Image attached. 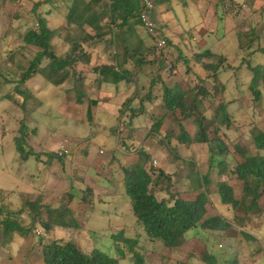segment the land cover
<instances>
[{
	"label": "trees",
	"instance_id": "16d2710c",
	"mask_svg": "<svg viewBox=\"0 0 264 264\" xmlns=\"http://www.w3.org/2000/svg\"><path fill=\"white\" fill-rule=\"evenodd\" d=\"M13 1L19 4L12 14L14 20L20 21L21 29L25 28V24L28 27L22 35V46L0 60V85L6 84V98L13 104L14 109L21 111L17 126L12 130L15 132L12 139L16 156L21 164L31 158L38 165L44 161L50 164L44 159V155L50 161L52 157L63 161L67 157L65 153H69L37 151L32 146L28 135L37 129L32 128L29 122L44 104L35 85L32 91L31 83L34 79L42 77L48 87L61 89L66 97H73L75 94L77 103H86V117L92 121L93 108L99 100L97 97L93 98L89 91H97L104 83L119 85L123 80L131 82L147 65L159 63L161 71H174L181 61L190 63L192 59L202 61L206 58L213 60L204 63V67L211 72L208 77L214 82L210 81L208 84L207 78L199 76V83L195 85H188L186 88L169 87L164 83L161 73L147 83L140 84L135 80L139 92L142 93H137L140 106L131 107L133 98L130 97L121 109L124 117L131 112L126 123L128 128L130 119L145 112L146 100L152 102L156 89L162 84L163 99L160 106L165 112L163 115L154 116L151 133L160 135V128L166 118L178 126L179 131L176 132L174 124L169 125L165 136L159 138V143L172 153L170 157L175 158L177 165L182 161L181 167L192 161L182 156L183 147L189 149L198 143L208 146L209 171L205 175L189 169L188 166L183 168L190 175L192 189L199 190L198 195L194 200H188L181 197L178 191H174L173 173H169L162 166L153 165L152 155L144 147L135 150L137 159L132 165L122 168L124 192L129 197L133 213L145 234L171 249H180L187 239V232L198 226L221 231L230 227L229 222L220 215L206 217L212 169L216 168L220 176L236 174L242 182L239 197L236 196L233 185L223 181L216 183L223 204L243 213L246 219L251 215L257 216L258 211L262 212L260 202L264 198V126L260 128L255 125L251 130L257 154L237 144L232 151L230 144L221 137L224 128L233 127L229 102L223 98L226 85L215 82L219 70L227 69L226 54L208 49L201 53L193 52L192 59L187 57L179 45L165 39L162 27L157 24L155 9L159 0H153V6L148 11L155 23L152 29L143 25L141 20L145 9L144 0H35L30 8L23 5L21 0ZM54 13L62 17L51 24L49 15ZM139 26L145 29V35L139 32ZM55 38L62 39L65 48L67 46L63 52H58ZM161 41L166 43L162 47L159 45ZM98 46H103V53L96 51ZM25 50L34 51L35 55L29 58ZM94 55L107 61L93 64ZM187 68L191 69L189 65ZM248 68L253 73L249 89L254 96V102L259 103L264 97V67L249 62ZM91 74L95 75L92 82L88 80ZM211 105H216V108L209 116L207 109ZM188 120L189 125L185 123ZM119 124L120 117L112 129L117 136L120 135ZM127 136L132 139L130 135ZM123 145L125 146L124 143ZM127 149L130 150L129 147ZM231 162L234 169H230ZM174 173L177 175L179 172L176 170ZM2 192V199L6 200V203H0L2 244L12 241L15 235L35 234L38 225L48 233L55 232L58 227L67 228L71 229L70 238L55 237L51 242L44 243L40 237L43 264H121L123 260L126 264H147L145 256L148 253L145 245L140 244L138 238L125 235L124 229L110 235L113 248L107 251L94 248L86 252L76 237L84 228L68 204L53 207L51 203H44L41 195L34 200H27L31 221L23 225L16 217L22 211L13 210L9 206L10 196L14 191ZM159 192H166L170 197L160 199L157 195ZM81 200L88 206L93 203L87 192H84Z\"/></svg>",
	"mask_w": 264,
	"mask_h": 264
},
{
	"label": "rangeland",
	"instance_id": "374dc122",
	"mask_svg": "<svg viewBox=\"0 0 264 264\" xmlns=\"http://www.w3.org/2000/svg\"><path fill=\"white\" fill-rule=\"evenodd\" d=\"M33 1L35 0H21V3L30 8ZM165 3L168 4L164 6H171V14L176 20H180L185 26L192 28L196 38L200 33L202 34L203 27L212 25V15L207 13L203 0L196 3L194 0H172L170 3L168 1ZM18 5L17 1L0 0V60L8 57L11 52L19 49L23 44L22 35L28 25L25 24V28L21 29L20 21L14 20L12 14ZM160 6L163 5L158 3L159 8ZM49 17L51 24H54L62 16L54 13ZM221 32L223 29L220 31L215 29L214 34L220 35ZM54 43L58 52H63L67 48V46L65 48L62 39L55 38ZM96 51L103 53V46H98ZM25 52L29 58L35 55L34 51L25 50ZM95 56L93 64L101 63L102 57L98 59ZM232 76V72H227L222 78L229 81V88L234 89L233 92H228L229 96L225 95V97L236 96V101L227 99L232 111L233 127L231 129L224 128L221 137L230 144L232 151L234 145L237 144L249 149L251 153L257 154L258 150L253 143L251 130L255 125L260 128L264 126V97L261 102L255 103L250 89L244 85H237ZM94 77L95 75L91 74L88 80L92 82ZM34 85L44 104L34 113L36 119L29 122L32 128L37 129L28 135L33 148L37 151H69V153H65L67 157L63 161L56 157H52L50 161L49 157L44 155V159L50 164L44 161L38 165L34 158L23 164L18 161L12 139L15 132L12 130L17 126V119L21 116V111L13 108V104L6 98L8 88L6 84H1L0 203L4 201L2 190L14 191L10 196L11 202L9 203L8 200V203L11 209L22 211L16 217L23 225L31 221L27 200H34L38 195H41L42 201L47 204L51 203L53 207L68 204L84 228L79 236L76 235L82 248L86 252L94 248L107 251L114 247L110 235L121 230V227L119 229L120 222L129 225L132 220H136L131 210L130 215L127 214L128 208H123L121 213L120 210L117 211V205L128 207V203H130L129 198L127 197V200L123 192L124 171L122 168L133 164L137 159L135 150L141 145L148 151H152L150 153L153 165L156 160L158 167L165 166L167 164L165 156L169 157L172 153L159 143V138L162 139L166 132H160V135L151 133V131L148 133L146 127H149L151 123L149 117H146L143 120V131L134 130L127 133L126 123L129 120V115L124 117L120 110L121 103L126 99L127 94L124 93L122 96L119 94L122 92L116 91L117 88L114 86H111L110 90H107L108 88L104 90L103 87L106 86L104 85L98 88L100 91H89L93 98L97 97L99 100V103L93 108V120L90 121L86 117V103H77L74 98L75 94L73 97H66L61 89L48 87L42 77L34 79L31 83L32 91L35 89ZM262 89L264 95V85H262ZM241 90H244L245 93L242 94ZM215 108L216 105H211L207 109V114L211 116ZM153 114L158 115L155 112ZM119 117L120 135L117 136L111 128L117 125ZM185 123L189 125L190 121ZM173 124L174 122L170 121V125ZM174 126L175 131H179L178 126L176 124ZM175 131H173L174 134H176ZM126 134L130 135L132 139L126 137ZM123 143L130 150L127 147L124 148ZM181 154L184 155V158L188 157L189 160H192L186 164L189 169L202 173V175L209 171L208 146L206 144L198 143L189 149H182ZM230 169H234L232 162ZM211 175H214L216 180L221 179L216 168L211 170ZM227 176L230 181H233L235 189L240 191L242 182L237 178V175L232 176L229 173ZM173 181L174 191H178L181 186H177V184L180 181L177 182V177ZM84 192H87L88 197L93 200L89 206L81 200ZM214 197L216 198V196ZM4 202L6 203V200ZM260 206L262 212L258 211L256 218L264 222V198L261 199ZM222 208L224 210V207ZM141 228H138V235L141 234L139 233ZM70 230L58 227L55 232L48 233L38 225L35 234L15 235L12 241L5 244L0 243V264H43L40 237L44 243H49L55 237H72ZM127 232L133 235L135 231L128 227ZM195 234H198V229L191 230L189 236ZM217 237L219 238V236ZM142 244L147 249L148 254L145 256L147 264H180V260L171 259L166 255L169 253H174V257H186L181 255V249L169 248L164 251V248L159 244H155L152 248H149L148 243ZM210 245L212 244L210 243ZM212 250L218 251L217 246ZM121 264H126V261L123 260Z\"/></svg>",
	"mask_w": 264,
	"mask_h": 264
},
{
	"label": "crops",
	"instance_id": "0c3cea01",
	"mask_svg": "<svg viewBox=\"0 0 264 264\" xmlns=\"http://www.w3.org/2000/svg\"><path fill=\"white\" fill-rule=\"evenodd\" d=\"M166 1L170 3L172 0H159L158 3H161L163 6H160L159 8L157 3L155 9V18L158 26L162 27V34L166 37L165 39L170 40L171 43L175 45H179L184 54L191 59L195 52L201 53L208 49L219 54H226L228 58L227 69L219 70L215 82H220L226 85L223 94L225 100L231 99L236 101V96H233V98L225 97V95L229 96L228 92H233L234 89L229 88V81L224 80L222 77L225 73L232 72V79L235 83L239 86L244 85L249 89L253 73L248 68V63L251 62L252 65H261L264 67V0H203L207 13L212 15L211 24L213 26L203 27L202 34L200 33L198 38H196L192 28L185 26L180 20H176V18L172 16V10H170L171 6H164L168 4L165 3ZM197 1L199 0H194L195 3ZM220 28L223 29V32H221L220 35L214 34L215 29L220 31ZM143 29L142 26H139V32L145 35L146 31ZM106 61L107 60H102L101 63ZM211 61L213 60H208L206 58L202 61L192 59L190 63H183L181 61L174 71H161L160 64L155 63V65H147L144 71H139L131 82L123 80L119 85L104 83L102 86L106 85L103 87L104 90L107 88V90H110L112 88L111 86H114L117 88L116 91L118 90L122 92L119 93L122 96H124V93L125 95L127 94L126 99L121 103L122 107L127 99L132 97L133 100L131 107L139 108L140 105L138 104L139 98H137V93H140L141 95L142 93L139 92L135 80L139 81L140 84L147 83L148 80L150 81L151 78L161 73L162 79H165L164 83L169 87L186 88L190 84L195 85L199 83V76L207 78L208 84H210V81H214L211 77H208L211 72L204 67V63H209ZM187 65L191 67L190 70L187 68ZM243 72H245V74H243ZM241 91L242 94L245 93L244 90ZM162 99L163 87L161 84L154 93L153 101L150 102L146 100L145 112H140L139 115L130 119V124L128 128H126L127 133L134 130L143 131V120L146 117H149L151 123L149 127H146V131H148V133L150 131L152 132L154 116L163 115L165 112L161 108L162 106H160ZM227 102L229 101L227 100ZM154 112L158 115H154ZM229 112L232 114L230 108ZM129 113L131 112L129 111L126 115H129ZM169 125L170 120L166 118L160 131L166 132ZM113 127L111 129H113ZM193 146H195V144H193L192 147ZM141 147L144 146L141 145L139 148ZM143 149L147 150L145 147ZM183 149L188 148L183 147ZM148 152L150 153L152 151ZM165 159L167 160V164L162 167H164L169 173H173V180H176L177 177L178 182L180 181L177 186H181L178 188L181 197L188 200H194L198 195L199 190L192 189L190 175L188 171L183 170L186 165L181 167L180 165L182 161L177 165L175 158L170 157V155L169 157L165 156ZM178 168H181V170H178ZM176 170L179 173L174 175L176 174L174 173ZM210 179L212 184H210L209 190L210 202L206 205V217L220 215L229 222L230 227L221 231L210 230L198 226L197 228L192 229H198V234L189 236L191 230L188 231L186 234L187 239L180 248L182 251L181 255L186 257H174V253L166 255L171 259H180L184 264H264V222L257 220V216L255 215H251L246 219V216L243 213L234 211L230 206L221 202L216 186L220 181L233 185V181H230L227 175H222L220 180H216L214 175H211ZM241 191L242 190L238 191L235 189L237 197L241 195ZM124 194L125 198L128 200L129 197L125 192ZM157 195L160 199L170 197V194H167L166 192H159ZM214 196H216V198ZM116 207L117 211L120 210V213L123 211V208H128V215H130V210L133 213L131 201L128 203V207L122 205H117ZM222 207H224V210ZM120 227L121 229H124L125 235L128 237L138 238L140 244L148 243L149 248H152L155 244H159L164 248V251L169 249L164 247L158 240L149 238L145 234L143 228H141L142 225L139 223L137 217L136 220H132L129 225L120 222L119 229ZM128 227L135 231L133 235H130L129 232H127ZM139 227L141 228V231L139 232L141 233L140 235H138ZM217 236H219V238ZM210 243L212 245H210ZM215 246H217L218 251L212 250Z\"/></svg>",
	"mask_w": 264,
	"mask_h": 264
},
{
	"label": "built area",
	"instance_id": "2783aa9c",
	"mask_svg": "<svg viewBox=\"0 0 264 264\" xmlns=\"http://www.w3.org/2000/svg\"><path fill=\"white\" fill-rule=\"evenodd\" d=\"M144 3H145V9H144L143 13L141 14V20H142L143 25L152 29L155 26V23H154L153 19L151 18L148 11L153 6V0H144ZM165 44H166L165 41H161L159 43V45L161 47L164 46ZM154 164L155 165L157 164L156 160L154 161ZM220 246H222V245H220Z\"/></svg>",
	"mask_w": 264,
	"mask_h": 264
}]
</instances>
